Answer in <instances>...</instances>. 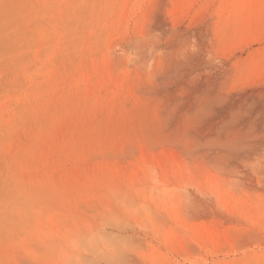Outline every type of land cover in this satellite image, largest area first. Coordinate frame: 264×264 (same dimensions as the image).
I'll return each mask as SVG.
<instances>
[{
	"label": "rangeland",
	"instance_id": "374dc122",
	"mask_svg": "<svg viewBox=\"0 0 264 264\" xmlns=\"http://www.w3.org/2000/svg\"><path fill=\"white\" fill-rule=\"evenodd\" d=\"M0 264H264V0H0Z\"/></svg>",
	"mask_w": 264,
	"mask_h": 264
},
{
	"label": "clouds",
	"instance_id": "9594fccd",
	"mask_svg": "<svg viewBox=\"0 0 264 264\" xmlns=\"http://www.w3.org/2000/svg\"><path fill=\"white\" fill-rule=\"evenodd\" d=\"M92 242L93 241L91 239H85L83 241L76 240V241L72 242V245H73V248L78 249V248L82 247L83 245H87V244H90Z\"/></svg>",
	"mask_w": 264,
	"mask_h": 264
},
{
	"label": "bare ground",
	"instance_id": "6f19581e",
	"mask_svg": "<svg viewBox=\"0 0 264 264\" xmlns=\"http://www.w3.org/2000/svg\"><path fill=\"white\" fill-rule=\"evenodd\" d=\"M56 75H58V74H56ZM66 75H67V74H66ZM61 77L64 78V75L61 76ZM94 77H95V76H93V79H95ZM65 78H66V79H69V78H67V77H65ZM54 81H55V80H54ZM54 81H53V83H54ZM55 84H56V83H55ZM107 86H108V85H107ZM60 88H62V87H60ZM59 90H60V89H59ZM52 91H53V90H52ZM57 92H58V91H57ZM97 92H98V91H97ZM91 93H92V92H91ZM93 93H94V92H93ZM93 93H92V94H93ZM86 94H87V93H86ZM94 94H95V93H94ZM87 95H88V94H87ZM92 96H93V95H92ZM88 97L90 98L89 95H88ZM93 97H94L95 99H97V98H96V95H94ZM107 97H108V96H107ZM59 98H60V97H59ZM53 100L55 101V98H54ZM53 100H52V101H53ZM89 100H90V99H89ZM89 100H87V101H89ZM91 100H92V99H91ZM91 100L89 101L90 103L92 102ZM102 100H103V99H102ZM87 101H86V102H87ZM98 101H100V100H98ZM89 102H87V103L90 104ZM52 103H53V102H52ZM87 103H86V104H87ZM92 103L95 104L96 102H92ZM93 104H92V105H93ZM48 112H49V111H48ZM46 117H47V116H46ZM111 118H112V117H111ZM39 119H40V118H39Z\"/></svg>",
	"mask_w": 264,
	"mask_h": 264
}]
</instances>
